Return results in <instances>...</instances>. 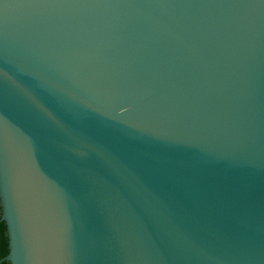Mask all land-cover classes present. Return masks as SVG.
Wrapping results in <instances>:
<instances>
[{"label":"water","instance_id":"obj_1","mask_svg":"<svg viewBox=\"0 0 264 264\" xmlns=\"http://www.w3.org/2000/svg\"><path fill=\"white\" fill-rule=\"evenodd\" d=\"M0 264H264V0H0Z\"/></svg>","mask_w":264,"mask_h":264}]
</instances>
